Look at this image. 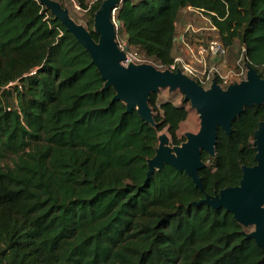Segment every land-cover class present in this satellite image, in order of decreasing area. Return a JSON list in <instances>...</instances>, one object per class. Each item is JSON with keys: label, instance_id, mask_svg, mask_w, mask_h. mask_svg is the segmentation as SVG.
Here are the masks:
<instances>
[{"label": "trees", "instance_id": "1", "mask_svg": "<svg viewBox=\"0 0 264 264\" xmlns=\"http://www.w3.org/2000/svg\"><path fill=\"white\" fill-rule=\"evenodd\" d=\"M76 1L97 39L102 0ZM187 6L210 16L227 48L241 43L264 78V0H122L116 38L168 68ZM104 82L39 0H0V264H264L232 211L198 202L256 164L264 103L245 105L229 132L217 126L214 155L201 150L198 186L170 163L147 175L159 131L172 145L186 141L179 128L190 102H158L151 91V123Z\"/></svg>", "mask_w": 264, "mask_h": 264}, {"label": "water", "instance_id": "2", "mask_svg": "<svg viewBox=\"0 0 264 264\" xmlns=\"http://www.w3.org/2000/svg\"><path fill=\"white\" fill-rule=\"evenodd\" d=\"M55 17L59 18L66 29L84 45L92 62L96 65L104 87L115 89L114 98L122 99L126 110L136 108L142 118L153 122L151 110L147 104L151 91L159 87L178 89L185 101L196 110L200 127L196 133H185L187 139L180 145L170 147L165 144L167 137L158 136V145L154 156L148 159L147 175L163 163H170L185 170L198 186V170L204 166L201 150L210 155L215 153L216 128L220 125L225 131L231 129L232 119L245 105L264 103V78L251 65H248L246 77L220 87L216 80L208 89L189 78L180 69H157L151 63L121 64L124 52L116 42V26L113 12L122 0H102L94 14V26L98 38L95 40L88 29L74 22L58 3L53 0H39ZM256 164L242 166V177L238 185L225 187L218 194L207 195L198 202L212 207L224 206L233 212L234 217L244 226L253 224V230L246 233L264 250V120L258 122L254 131Z\"/></svg>", "mask_w": 264, "mask_h": 264}, {"label": "built area", "instance_id": "3", "mask_svg": "<svg viewBox=\"0 0 264 264\" xmlns=\"http://www.w3.org/2000/svg\"><path fill=\"white\" fill-rule=\"evenodd\" d=\"M96 0H90L94 2ZM189 10L197 12L205 17L208 23V29L211 30L214 35L207 36L204 41L198 43H191L190 35L198 31V28H194L192 24H188L183 33L180 34V41L183 45L189 59H184L180 54L174 55L173 62L168 69L176 70L180 69L182 73L187 74L191 78L195 79L200 85L206 82H212L216 80L217 84L224 88L228 86L232 81L245 78L246 71L240 65L239 61L232 66H228L224 61L227 47L219 39L217 35V28L212 23L210 16L203 12L202 9L192 6L186 7ZM113 21L117 29V21L115 18V11L113 12ZM117 46L124 52V57L120 61L122 65L127 66L130 63H150V59L145 57L137 49L129 48L125 41L117 40ZM242 50L245 56V48L242 46ZM155 64V63H154Z\"/></svg>", "mask_w": 264, "mask_h": 264}, {"label": "rangeland", "instance_id": "4", "mask_svg": "<svg viewBox=\"0 0 264 264\" xmlns=\"http://www.w3.org/2000/svg\"><path fill=\"white\" fill-rule=\"evenodd\" d=\"M53 1L58 3L63 9H65L68 16L74 22L84 26L87 29V27H88L87 18H86L87 11L85 8H82L80 5H78L76 0H53ZM87 4L88 5L91 4L90 0H87ZM188 24H192L194 28H198L197 32L192 33L189 36L190 41H192L191 43H195V42L198 43L200 41H204L207 36L210 37V36L214 35V33L207 28L208 23L206 22L205 17H203L201 14H199L197 12H194L192 10L184 8L180 11L178 18H177L176 35L180 36V34L183 33L184 28ZM93 29L95 31L97 30L95 28L94 24H93ZM95 40H97V39H95ZM177 46H178V44H177ZM173 54L174 55L180 54L184 59H189V56L186 53L182 44H180V46L175 49ZM223 59L225 60L224 62L228 66H232L236 63V61H239L240 65L243 67L244 71H246V74H247L248 65L245 62V56H244V52L242 50V45L238 41H236L232 47L227 48V52H226L225 57ZM150 63L153 64L159 70L166 69V68L160 67L157 64H154L152 61ZM185 75H187V74H185ZM188 77L191 78L190 76H188ZM191 79H193V78H191ZM242 79H244V78H242ZM242 79H238L234 82H239ZM193 80H195V79H193ZM234 82L232 81L231 83H234ZM211 84H212V82H206L205 84H202L201 86L204 89H208L211 86ZM225 88L226 87H224V89ZM157 93H158L157 94V101L158 102H160L162 100H170L175 104H181L182 100L184 99L183 93L178 89L170 90L168 87H159L157 89ZM199 127H200L199 116H198L197 112L194 109H192L189 112L187 119L181 123L180 128H179V133L180 134L183 132H185V133H187V132L196 133V132H198ZM161 135H165L167 137L165 144L172 147L173 145L170 142V136H169L168 132L166 131V129H162L161 131L158 132V136H161ZM5 162L7 164H11V161L9 158H6L3 161V163H5ZM263 207H264V204H263ZM245 227H247V229L249 231H251V230H253L254 225L249 224Z\"/></svg>", "mask_w": 264, "mask_h": 264}, {"label": "crops", "instance_id": "5", "mask_svg": "<svg viewBox=\"0 0 264 264\" xmlns=\"http://www.w3.org/2000/svg\"><path fill=\"white\" fill-rule=\"evenodd\" d=\"M177 44H178V46H177ZM180 44H181L180 36H179V35H176V36H175V40H174V48H173V52L175 51V49H176L177 47L180 46Z\"/></svg>", "mask_w": 264, "mask_h": 264}]
</instances>
